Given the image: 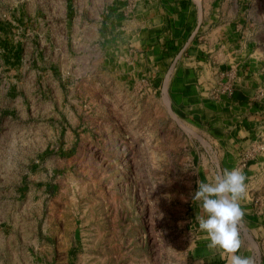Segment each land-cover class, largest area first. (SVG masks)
<instances>
[{
	"label": "rangeland",
	"instance_id": "rangeland-1",
	"mask_svg": "<svg viewBox=\"0 0 264 264\" xmlns=\"http://www.w3.org/2000/svg\"><path fill=\"white\" fill-rule=\"evenodd\" d=\"M61 1L0 0V116L20 115L9 136L24 154L22 188L0 196V264H194L192 196L221 147L174 99L172 75L145 85L43 63L68 61L71 43L75 61H95L67 39ZM214 3L227 31L213 35L264 71V0Z\"/></svg>",
	"mask_w": 264,
	"mask_h": 264
},
{
	"label": "crops",
	"instance_id": "crops-1",
	"mask_svg": "<svg viewBox=\"0 0 264 264\" xmlns=\"http://www.w3.org/2000/svg\"><path fill=\"white\" fill-rule=\"evenodd\" d=\"M214 2L62 0L67 39L79 35L83 44L80 56L92 58L88 50L94 49L95 61H75L79 54L71 43L62 48L68 61L43 63L55 72L67 65L79 72H88L93 65L90 70L99 71L101 66L114 80L145 85L151 83L152 71L160 78L172 75L174 99L183 103L221 147L219 171L239 168L246 176L238 254L264 264V149L260 148L264 147V71L261 61L237 60L240 50L232 51L226 34L223 40L213 35L227 31L226 25H215L219 12L213 8ZM49 33L52 49L60 33ZM18 118L14 111L0 116V196L22 188L18 179L23 177L20 163L24 154L9 136ZM27 154L31 156L29 151ZM7 161L10 165L4 166ZM205 236L198 237L194 264H226L219 250L208 247Z\"/></svg>",
	"mask_w": 264,
	"mask_h": 264
},
{
	"label": "clouds",
	"instance_id": "clouds-1",
	"mask_svg": "<svg viewBox=\"0 0 264 264\" xmlns=\"http://www.w3.org/2000/svg\"><path fill=\"white\" fill-rule=\"evenodd\" d=\"M246 176L239 168L219 171L210 182L198 181L192 196L199 202L203 215L195 219L209 241L210 249H217L226 264H257L253 256H242L239 225L244 218L240 201L246 196Z\"/></svg>",
	"mask_w": 264,
	"mask_h": 264
},
{
	"label": "built area",
	"instance_id": "built-area-1",
	"mask_svg": "<svg viewBox=\"0 0 264 264\" xmlns=\"http://www.w3.org/2000/svg\"><path fill=\"white\" fill-rule=\"evenodd\" d=\"M260 148H261V150H263V149H264V147H263V146H260Z\"/></svg>",
	"mask_w": 264,
	"mask_h": 264
}]
</instances>
